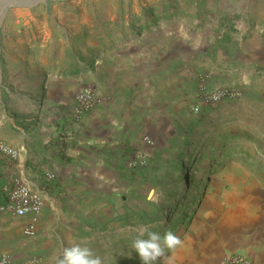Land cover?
Instances as JSON below:
<instances>
[{"label": "crops", "instance_id": "0c3cea01", "mask_svg": "<svg viewBox=\"0 0 264 264\" xmlns=\"http://www.w3.org/2000/svg\"><path fill=\"white\" fill-rule=\"evenodd\" d=\"M96 26L83 60L48 84L45 133L7 144L15 158L0 152V206L14 179L43 200L35 217L0 213V257L53 264L70 243L94 248L93 229L114 224L126 195L143 188L159 148L182 133L185 147L197 139L216 147L202 156V195L183 246L160 264H223L230 253L264 262V26L237 31L221 21L182 40L175 21L129 39L115 17L111 34ZM82 87L100 102L77 120L73 99ZM217 88L241 95L208 104L204 97ZM139 154L147 166L131 168Z\"/></svg>", "mask_w": 264, "mask_h": 264}, {"label": "rangeland", "instance_id": "374dc122", "mask_svg": "<svg viewBox=\"0 0 264 264\" xmlns=\"http://www.w3.org/2000/svg\"><path fill=\"white\" fill-rule=\"evenodd\" d=\"M114 17L127 39L175 21L178 40H182L186 33L198 34L221 21L237 31L251 25L259 29L264 26V0H58L7 8L0 16V152L2 147L12 148L10 144L20 147L31 133H45L48 84L64 79L61 75L83 60L86 53L81 49L96 36L90 25L97 24L102 33H110ZM181 135L159 148L143 188L126 195L121 211L113 217L114 224L92 228L96 233L93 240L98 241L91 250L103 264H141L131 248L140 227L152 232L161 226L167 230V222L181 215L173 232L180 237L196 216L204 181L202 161L214 153L216 143L207 141L200 164L189 165L191 149L204 139L195 140V145L185 150L187 156L181 158L187 145ZM178 161L184 165L183 171L175 168ZM156 171L168 174L172 182L180 178L171 199L166 196L169 187L153 176ZM189 178L193 184L188 205L175 204ZM161 259L154 264H160Z\"/></svg>", "mask_w": 264, "mask_h": 264}, {"label": "built area", "instance_id": "2783aa9c", "mask_svg": "<svg viewBox=\"0 0 264 264\" xmlns=\"http://www.w3.org/2000/svg\"><path fill=\"white\" fill-rule=\"evenodd\" d=\"M241 93L235 90L217 88L204 97L208 104L216 105L226 99H236L240 97ZM100 100L94 95V92L88 87H82L74 95L73 99V113L75 119L79 120L88 112H90ZM198 108L195 107L193 111L198 112ZM144 142L152 146L154 143L149 137H145ZM1 152L9 156L10 158L17 157L18 153L15 149L9 147H2ZM148 160L145 155L139 154L134 160L131 161L130 166L134 169H139L147 166ZM54 177L53 174H46L48 180ZM6 196V204L0 206V213L7 212L14 217H24L27 215L37 216L42 207L43 200L41 196L33 191L25 183L19 179L13 180L11 185L4 186L2 188ZM35 219L24 229L26 236L32 237L35 234ZM0 264H13L9 255L4 254L0 257ZM223 264H264L255 262L252 258L239 253L228 254Z\"/></svg>", "mask_w": 264, "mask_h": 264}, {"label": "clouds", "instance_id": "9594fccd", "mask_svg": "<svg viewBox=\"0 0 264 264\" xmlns=\"http://www.w3.org/2000/svg\"><path fill=\"white\" fill-rule=\"evenodd\" d=\"M138 232L131 248L138 254L142 264H154L158 258L171 260L168 253L174 254L183 246L182 239L172 231H165L161 235L140 227ZM53 264H103V261L89 247L70 243L62 248L58 256L53 257Z\"/></svg>", "mask_w": 264, "mask_h": 264}, {"label": "trees", "instance_id": "16d2710c", "mask_svg": "<svg viewBox=\"0 0 264 264\" xmlns=\"http://www.w3.org/2000/svg\"><path fill=\"white\" fill-rule=\"evenodd\" d=\"M15 132V131H14ZM206 143H207V139H205L201 145L191 149V155L189 156V162L188 164L189 165H196L197 163L199 164L201 159H202V156H203V151H204V148L206 146ZM188 148L185 147V149L182 151V154H181V158H184L187 156V153L185 152V150ZM175 168H179L181 169L182 171L184 170V165L181 164L180 161H178L176 164H175ZM192 171V170H191ZM180 178L176 179V180H172L169 179V176L168 174L167 175H164L162 177L159 178V183L164 186V187H169L167 192H166V196H169L170 195V199L172 197H174V193L175 191H177V185H178V181H179ZM171 181V183H170ZM192 184H193V179L189 178L188 180H186L184 186H183V189L180 190L178 192V196H177V203L175 202V204H178V205H186L188 203V200L191 199L192 197V190L190 187H192ZM188 205V204H187ZM186 207V206H185ZM178 211V210H177ZM185 213V212H184ZM181 215L179 216L178 220L176 221H173V219H170L169 222H167V224L165 226L168 227L167 230L164 229V226H161L159 227L157 233H160V234H163L165 231H172L174 232L175 229H174V226L176 224H178L179 220L181 219ZM156 219H154L155 221ZM153 221V222H154ZM113 261H111L112 263ZM126 264V263H125Z\"/></svg>", "mask_w": 264, "mask_h": 264}, {"label": "water", "instance_id": "95a60500", "mask_svg": "<svg viewBox=\"0 0 264 264\" xmlns=\"http://www.w3.org/2000/svg\"><path fill=\"white\" fill-rule=\"evenodd\" d=\"M46 1H58V0H15L14 3L8 4L6 6L0 5V16L7 10V8L10 7H28Z\"/></svg>", "mask_w": 264, "mask_h": 264}, {"label": "bare ground", "instance_id": "6f19581e", "mask_svg": "<svg viewBox=\"0 0 264 264\" xmlns=\"http://www.w3.org/2000/svg\"><path fill=\"white\" fill-rule=\"evenodd\" d=\"M15 1L13 0H0V3L2 4V6H6L8 4L14 3Z\"/></svg>", "mask_w": 264, "mask_h": 264}]
</instances>
